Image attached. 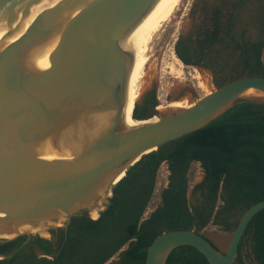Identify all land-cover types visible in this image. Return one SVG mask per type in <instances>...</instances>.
<instances>
[{
  "label": "water",
  "instance_id": "obj_1",
  "mask_svg": "<svg viewBox=\"0 0 264 264\" xmlns=\"http://www.w3.org/2000/svg\"><path fill=\"white\" fill-rule=\"evenodd\" d=\"M157 1L0 0L1 243L53 239L74 217L99 218L112 188L145 155L243 101L264 102V77L245 76L189 108L157 109L158 116L137 120L157 121L125 126L135 54L124 36ZM263 209L264 200L242 215L225 252L193 230H166L145 264H166L179 246L194 247L210 264H235Z\"/></svg>",
  "mask_w": 264,
  "mask_h": 264
},
{
  "label": "trees",
  "instance_id": "obj_2",
  "mask_svg": "<svg viewBox=\"0 0 264 264\" xmlns=\"http://www.w3.org/2000/svg\"><path fill=\"white\" fill-rule=\"evenodd\" d=\"M196 11L197 22L180 33L174 47L185 65L213 70L218 86L264 77V0H200L190 15ZM158 106L156 93H150L136 104L135 121L153 117ZM196 162L204 179L195 187L200 198L192 203L189 172ZM164 163L168 184L161 203L145 217ZM112 191L99 218L74 217L67 235L60 229L57 241L36 237L23 245L27 237L22 236L0 242V264H107L117 255L113 264H145L148 248L166 230L202 234L210 225L235 230L242 215L264 200V102L243 101L145 155ZM237 262L264 264V209L248 226ZM166 264L210 263L194 247L179 246Z\"/></svg>",
  "mask_w": 264,
  "mask_h": 264
},
{
  "label": "rangeland",
  "instance_id": "obj_3",
  "mask_svg": "<svg viewBox=\"0 0 264 264\" xmlns=\"http://www.w3.org/2000/svg\"><path fill=\"white\" fill-rule=\"evenodd\" d=\"M200 0H181L178 4L173 16L164 23L155 39L151 44V53L146 69L139 83L140 92L144 87L148 86V90L144 93L142 101L150 93L155 92L159 101V106L170 108L169 104L175 101H187L191 104L205 96V92L201 91L197 82L193 78L198 71L193 66L185 65L175 53V43L180 33L184 30L189 31L193 23L197 22L199 12L196 11L193 16L190 11L193 5ZM214 2V0H209ZM198 10V9H197ZM192 24V25H191ZM264 59V50H263ZM206 70V69H205ZM150 73V82H147V74ZM202 74V72H200ZM205 75L211 81V87H216L215 75L206 70ZM142 104L143 102H138ZM159 106L156 108L159 109ZM156 116H158L156 114ZM169 170L167 164L164 163L160 168L158 182L154 197L148 207L145 217H147L160 203L161 191L168 184ZM204 179V171L200 163H193L189 172V196L192 203H196L200 198V193L195 192V187ZM234 230L226 231L223 226L210 225L202 231L204 236L210 238L221 252H225L233 236ZM119 260V255L115 256L107 264L115 263ZM235 264H240L236 262Z\"/></svg>",
  "mask_w": 264,
  "mask_h": 264
},
{
  "label": "bare ground",
  "instance_id": "obj_4",
  "mask_svg": "<svg viewBox=\"0 0 264 264\" xmlns=\"http://www.w3.org/2000/svg\"><path fill=\"white\" fill-rule=\"evenodd\" d=\"M181 0H158L152 10L146 17L138 24L130 34H125L124 38L131 44L132 52L135 54V62L131 72L128 86V103L124 111L123 123L127 127H135L145 123L157 121L158 117H154L150 121L136 122L133 119L134 108L137 101L140 99L143 90L140 92L139 83L143 78L146 65L148 64V57L151 53V44L156 35L174 14L178 4ZM197 86L201 91L205 92V96L209 95L213 89L211 81L205 73L196 72L194 77ZM193 102L177 101L169 104L170 108H189L193 106ZM167 109L163 105L159 106V110ZM123 175L119 177L121 179ZM97 217V214H93Z\"/></svg>",
  "mask_w": 264,
  "mask_h": 264
},
{
  "label": "flooded vegetation",
  "instance_id": "obj_5",
  "mask_svg": "<svg viewBox=\"0 0 264 264\" xmlns=\"http://www.w3.org/2000/svg\"><path fill=\"white\" fill-rule=\"evenodd\" d=\"M193 67H195V66H193ZM199 68V67H198ZM203 68V67H202ZM204 69H207V68H204ZM207 70H209V71H211L214 75H215V73H214V71L213 70H211V69H207ZM216 83V82H215ZM216 86L217 87H219L217 84H216ZM197 163H199V162H197ZM201 164V163H200ZM84 216V215H83ZM87 216V215H86ZM77 217H79V216H77ZM88 217V216H87ZM72 222V221H71ZM71 225V224H70ZM64 230V229H63ZM69 230V229H68ZM64 233H65V235H67V233H68V231L67 232H65L64 231ZM59 235H60V229L59 230H57V231H53V239H54V241H57L58 239H59ZM54 248H56V245H54ZM218 248V247H217ZM114 258V257H113ZM112 258V259H113ZM111 261V260H110ZM109 261V262H110ZM108 262V263H109ZM113 264V263H112Z\"/></svg>",
  "mask_w": 264,
  "mask_h": 264
}]
</instances>
